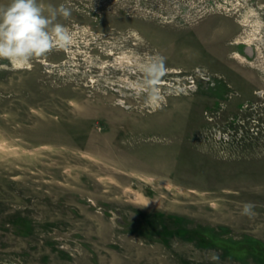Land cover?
<instances>
[{
	"label": "rangeland",
	"instance_id": "374dc122",
	"mask_svg": "<svg viewBox=\"0 0 264 264\" xmlns=\"http://www.w3.org/2000/svg\"><path fill=\"white\" fill-rule=\"evenodd\" d=\"M38 2L75 37L0 60V264H264V0Z\"/></svg>",
	"mask_w": 264,
	"mask_h": 264
},
{
	"label": "clouds",
	"instance_id": "9594fccd",
	"mask_svg": "<svg viewBox=\"0 0 264 264\" xmlns=\"http://www.w3.org/2000/svg\"><path fill=\"white\" fill-rule=\"evenodd\" d=\"M70 15L64 4L57 8L38 0H10L0 5V60L8 61L13 69H27L33 60L53 49L68 48L74 42L75 33L58 23L57 17L67 19ZM139 68L144 78L134 87L144 95L145 105L159 106L163 96L158 85L167 72L166 58L159 54L148 56ZM252 209L253 205L245 203L242 215H251Z\"/></svg>",
	"mask_w": 264,
	"mask_h": 264
}]
</instances>
